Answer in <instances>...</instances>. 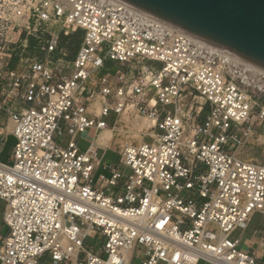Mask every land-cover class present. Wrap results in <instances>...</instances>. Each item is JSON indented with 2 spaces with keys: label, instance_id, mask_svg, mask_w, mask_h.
I'll return each mask as SVG.
<instances>
[{
  "label": "built area",
  "instance_id": "built-area-1",
  "mask_svg": "<svg viewBox=\"0 0 264 264\" xmlns=\"http://www.w3.org/2000/svg\"><path fill=\"white\" fill-rule=\"evenodd\" d=\"M76 31L68 66L61 51L16 53L47 35L53 54ZM107 62L118 70L99 76ZM0 86L21 104L0 162V264H257L229 236L264 215V164L237 155L263 146V69L117 0H0ZM124 128L140 141L117 164L77 148L87 130ZM100 168L109 176L94 180Z\"/></svg>",
  "mask_w": 264,
  "mask_h": 264
},
{
  "label": "water",
  "instance_id": "water-1",
  "mask_svg": "<svg viewBox=\"0 0 264 264\" xmlns=\"http://www.w3.org/2000/svg\"><path fill=\"white\" fill-rule=\"evenodd\" d=\"M264 70V0H117Z\"/></svg>",
  "mask_w": 264,
  "mask_h": 264
},
{
  "label": "rangeland",
  "instance_id": "rangeland-1",
  "mask_svg": "<svg viewBox=\"0 0 264 264\" xmlns=\"http://www.w3.org/2000/svg\"><path fill=\"white\" fill-rule=\"evenodd\" d=\"M46 32H50L51 29L50 27H46L45 28ZM82 37V32L78 31L77 33H72L68 36H62L60 35V43H59V47H61V45H68L69 43H71L73 40H76L78 37H80L79 35ZM38 37L40 36L39 34L37 35ZM45 40H37L34 37H29V40H25V42H23L22 44L25 45V48L21 47L20 49H16V53L17 54H22L24 56L30 57V58H34L36 60H44V59H49L52 61H55L56 59H60L61 58V52L65 54V57L63 59H61V62L63 64H66V66L70 65V63L72 62V60L74 59L76 52L78 50L77 46L76 48H73V50L70 51H65L64 49L62 50H57L55 53L48 55L45 51H43L42 47H43V43L44 41H46L47 39V35L44 36H40ZM31 38V39H30ZM81 42V41H80ZM61 51V52H60ZM70 56H72V60H67L66 58H70ZM111 63L107 62L106 66L103 70H101V72H99V76L104 75V70H109L108 72V77H111L114 74V70H118L116 67H111L110 66ZM148 65L150 66H154L156 68L159 67L158 64H152V63H148ZM109 67V68H108ZM140 65L139 63H132L131 65H129V69L130 71H132L133 74H136L137 71L139 70ZM120 70L122 68H119ZM95 93L92 94V96H94ZM133 120H135L136 122V126L138 125V128H140V126H144L143 121L136 117L135 115L131 116ZM114 120V116H110L108 119H105V121L108 123V126H112ZM142 122V123H141ZM122 129V128H121ZM133 130V129H132ZM118 132L117 134H114L111 138L110 135H108L109 140H107V138L105 139V141L108 143L107 146H109V148L111 149H115L116 151H118L119 147H121L124 143H132V144H136L139 142L138 136H137V132L136 131H131V130H127V129H123L122 132L120 133L119 136ZM254 135V139L253 140H257V138L259 136V129L256 127L255 128V134ZM59 142H61L62 147H65L66 145V141L63 138H60L58 140ZM144 141L146 143H150L152 141V139H150L149 137H146L144 139ZM261 141L263 142V146L259 147L258 149H251L249 151V146H246L243 149H240L238 151V153H241V155H244V158L246 160L249 159H254V161H259V163L264 164V141L261 139ZM14 146V140L9 137L8 141H7V146L5 149V154L0 158V162H4V163H9V157H10V150L11 147ZM77 148L80 152H84L87 148H88V142L86 140V137H84V135H81L80 140H78L77 142ZM256 153V154H255ZM97 159L101 161V165H110V164H117L118 163V156L116 153H111V152H103L101 150H99L97 152ZM126 174L129 173L128 170L124 171ZM99 175H104L105 177L109 176V173L106 171H103L101 168L94 174V180H96V178ZM4 202L0 201V220H1V214L4 210ZM252 223L254 225H258L261 228L264 227V215L260 214V213H255L252 217ZM239 232V231H238ZM237 232V233H238ZM237 233L234 236H231L229 238L230 241H234L235 236H237ZM2 234H4V229L2 231ZM94 242H91V245H93ZM201 264H206L204 262H201Z\"/></svg>",
  "mask_w": 264,
  "mask_h": 264
},
{
  "label": "crops",
  "instance_id": "crops-1",
  "mask_svg": "<svg viewBox=\"0 0 264 264\" xmlns=\"http://www.w3.org/2000/svg\"><path fill=\"white\" fill-rule=\"evenodd\" d=\"M110 66L113 68L116 67L118 69V67L116 65L111 64ZM122 70H124V68H122ZM107 72H109V70H104V74H106ZM115 72H116V70H114V73ZM1 89H2V87L0 86V101L3 102L4 109H3V111L0 112V133H6V142H5L4 146L0 149V158L5 154V149H6L7 141L9 139V137H11L15 143V139L11 135L12 125L8 121V111L19 112L21 109V104L19 103V101L17 99L14 98V94L11 93L10 88L8 86H5L3 91ZM82 135H84V137H86V140L88 142V146L90 144H92L93 146H95L97 148V152L99 150H101L104 153L105 152L115 153L116 150L109 148V146H107L108 143L106 142L110 138V137H108V135H110L111 138L114 135L112 132H110V131H96L95 129H90V130H87ZM106 138H107V140L105 141ZM79 140H80V138H79ZM12 147L10 150V156H11V152H12ZM251 149H255V147L249 146V151ZM237 155L240 158L246 160L244 158V155H241V153L237 152ZM249 160L254 161V159H249ZM9 161H10V157H9ZM2 163H4V162H2ZM4 210H5V206H4ZM4 210L1 214V220H0V247L2 244V240L8 234V230H7V228L3 222ZM252 217L249 219L248 226L245 230L236 229L230 234L229 238L231 236H234L239 231L237 233V236H235V239H234V240H237L239 242V250L241 252H244V253H247L251 256H254L257 260V264H264V244H262L261 241L259 240V234L264 232V227L261 228L258 225H254L252 223ZM3 229H4V234H2Z\"/></svg>",
  "mask_w": 264,
  "mask_h": 264
},
{
  "label": "trees",
  "instance_id": "trees-1",
  "mask_svg": "<svg viewBox=\"0 0 264 264\" xmlns=\"http://www.w3.org/2000/svg\"><path fill=\"white\" fill-rule=\"evenodd\" d=\"M78 31L74 32V33H77ZM79 35V34H78ZM80 36V35H79ZM80 41H81V36L78 37L76 40H73L71 43H69L68 45H61V47H59V50H62V49H66L65 51H72L73 48H76L77 46H79L80 44ZM67 60H72V56H70V58H66Z\"/></svg>",
  "mask_w": 264,
  "mask_h": 264
},
{
  "label": "bare ground",
  "instance_id": "bare-ground-1",
  "mask_svg": "<svg viewBox=\"0 0 264 264\" xmlns=\"http://www.w3.org/2000/svg\"><path fill=\"white\" fill-rule=\"evenodd\" d=\"M141 123H142V122H141ZM142 127H143V126L141 125L140 128H142ZM137 128H138V127H137ZM140 128H139V129H140ZM137 136H138V139H139V141H140V138H139L140 136H139L138 133H137Z\"/></svg>",
  "mask_w": 264,
  "mask_h": 264
}]
</instances>
